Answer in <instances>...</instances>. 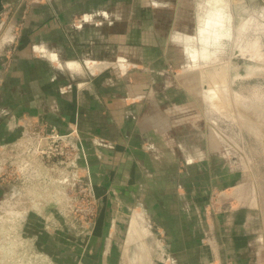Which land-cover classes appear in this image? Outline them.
I'll return each instance as SVG.
<instances>
[{
    "label": "crops",
    "instance_id": "obj_1",
    "mask_svg": "<svg viewBox=\"0 0 264 264\" xmlns=\"http://www.w3.org/2000/svg\"><path fill=\"white\" fill-rule=\"evenodd\" d=\"M18 1L0 0V36L5 28L9 32L0 38V146H28L42 127L76 133L73 138L86 153L80 163L89 165L98 198H106L93 236L100 241L93 258L100 259L97 264H116L118 251L111 247L116 232L130 216L131 225L141 229L136 213L144 210L142 195L156 194L151 209L165 208L159 201L164 187L159 167L165 150L175 157L181 144L176 131L186 124L189 100L196 96L187 86L177 89L173 79L218 67L228 49L263 64L264 53L248 49L256 40L264 49L259 37L264 35V0H43L14 12ZM11 17L23 20L17 42ZM210 75L216 80L220 73ZM207 76L203 73L200 80L206 82ZM200 90L211 99L222 92L207 83ZM224 155L216 160L226 163ZM194 158L190 154L184 161L211 162L204 155ZM206 171L205 194L221 182L220 187H234V193L215 221L200 220V264H264L261 218L254 205L235 196L240 173L226 166L214 177ZM180 172H173V181L186 175ZM181 188L175 193L183 198L187 193ZM5 189L0 183V196ZM205 209L209 215L208 204ZM37 219L27 215L23 225L43 224ZM169 233L167 250L154 237L152 261L143 243L145 264H183L176 260L180 253ZM143 237L129 233L127 242Z\"/></svg>",
    "mask_w": 264,
    "mask_h": 264
},
{
    "label": "rangeland",
    "instance_id": "obj_2",
    "mask_svg": "<svg viewBox=\"0 0 264 264\" xmlns=\"http://www.w3.org/2000/svg\"><path fill=\"white\" fill-rule=\"evenodd\" d=\"M38 1L43 0H20L15 9L7 7L6 10L13 8L12 11L17 12L18 9L24 6L27 8L31 3ZM14 19L10 18L13 21ZM14 22L16 27L13 34L17 42L23 20L16 18ZM3 31L1 39L9 33L7 28ZM259 37L260 40H264L263 34ZM256 43L253 50L248 49V52L264 53L260 42L256 40ZM247 56L248 53L237 56L233 49H228L223 52V63L218 67H204L203 71L191 72L186 80L178 76L173 79L172 83L177 89L189 88L196 96L189 100L190 113L186 124L176 131L178 141L181 143L176 147V158L165 150L166 156L159 167L161 184L164 186L159 201L165 204V208L151 209L157 202V195L148 192L142 195L144 210L142 214L136 213L141 229L137 225H131L130 216L124 227H120L116 232V240L111 246L118 251L116 264H145L142 257L143 243L150 252L152 261L151 253L156 242L154 237L159 236L158 239L163 244L167 243L165 238L167 240L168 229L171 232L169 234L175 238L176 251L180 253L179 259L176 260L183 264H200L202 242L199 239L204 233L200 220L212 218L215 221L219 217V208L231 205L234 193V187L231 185L220 187L223 182L218 185L216 182L219 187L211 186L210 191L207 189L205 194L206 177L203 175L206 169L208 177L219 174L218 170L225 166L238 171L241 177L237 178L239 183L234 185L235 196L239 197L242 203L256 207L264 227V69L249 75L247 71L249 66L262 63ZM235 58L242 61L239 62ZM217 69L220 76H215L216 80L213 77L210 80L212 76L210 72L214 73ZM203 73L208 74L206 82L200 80ZM203 83L209 86L217 84L221 87L219 97L211 99L204 91L199 92ZM215 102L220 105V109L214 105ZM200 152L201 156L197 157ZM190 154L195 157L194 159L204 155L211 162L209 165L203 162L187 164L184 158ZM222 154H225L226 163L216 160ZM81 165L88 166L89 176L85 178V182L92 183L89 165L87 163ZM180 170L185 171L186 175L173 181L171 175L174 171ZM0 183L5 185V188L9 187L3 193L1 191L0 196V264H97L96 261H100L93 258L94 248L100 247L98 246L100 241L94 240L93 236L98 235L96 232L100 229L98 219L104 213L105 196L98 198L94 192L95 199L92 205H88L78 189L54 197L55 185L50 183L48 197H45L42 208L31 209L22 202L17 203L22 201L23 195L19 193L16 184L11 181L1 182V179ZM177 185L179 186L176 189ZM181 187H184L187 193L182 195L183 198L175 193V190L178 192ZM111 199L122 202L121 197L112 196ZM130 200H133L132 203L136 207L139 206L134 198ZM207 204L211 211L209 215L205 209ZM30 214L35 215L43 224L36 222L27 229L23 225V219ZM158 223L162 224L164 229ZM135 228L137 231H134ZM129 233L133 235L143 233V241L128 244ZM209 237L212 239L213 234ZM154 248L157 247L154 245ZM163 248L169 249L166 244ZM185 250L190 251V254L185 253ZM183 252L185 254H182ZM159 254L162 258V253Z\"/></svg>",
    "mask_w": 264,
    "mask_h": 264
},
{
    "label": "built area",
    "instance_id": "obj_3",
    "mask_svg": "<svg viewBox=\"0 0 264 264\" xmlns=\"http://www.w3.org/2000/svg\"><path fill=\"white\" fill-rule=\"evenodd\" d=\"M74 135L76 137L73 132L62 133L55 126L42 127L35 131L28 146H0V179L17 185L23 195L18 204L24 203L31 209L42 208L50 190L48 185L54 183V197L78 189L88 205H92L94 188L91 182H85L89 176L88 166L80 163L86 153L75 142Z\"/></svg>",
    "mask_w": 264,
    "mask_h": 264
},
{
    "label": "bare ground",
    "instance_id": "obj_4",
    "mask_svg": "<svg viewBox=\"0 0 264 264\" xmlns=\"http://www.w3.org/2000/svg\"><path fill=\"white\" fill-rule=\"evenodd\" d=\"M235 55L240 56L241 54L238 53V51H237V52H235ZM261 69H264V66L256 65V66H249L247 68V71H248V74L250 75V74H255L257 70L259 71Z\"/></svg>",
    "mask_w": 264,
    "mask_h": 264
},
{
    "label": "water",
    "instance_id": "obj_5",
    "mask_svg": "<svg viewBox=\"0 0 264 264\" xmlns=\"http://www.w3.org/2000/svg\"><path fill=\"white\" fill-rule=\"evenodd\" d=\"M235 60H238L239 62H241V61H242V59H237V58H235Z\"/></svg>",
    "mask_w": 264,
    "mask_h": 264
}]
</instances>
